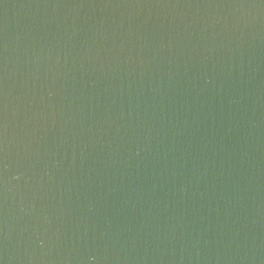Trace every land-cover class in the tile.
Segmentation results:
<instances>
[{"label":"water","instance_id":"obj_1","mask_svg":"<svg viewBox=\"0 0 264 264\" xmlns=\"http://www.w3.org/2000/svg\"><path fill=\"white\" fill-rule=\"evenodd\" d=\"M0 264H264V0H0Z\"/></svg>","mask_w":264,"mask_h":264}]
</instances>
